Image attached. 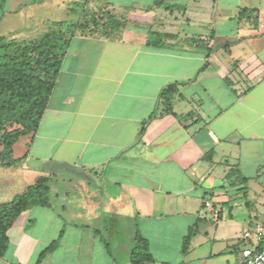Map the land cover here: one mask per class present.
<instances>
[{
  "label": "crops",
  "instance_id": "1",
  "mask_svg": "<svg viewBox=\"0 0 264 264\" xmlns=\"http://www.w3.org/2000/svg\"><path fill=\"white\" fill-rule=\"evenodd\" d=\"M56 5L0 0V36L59 22ZM241 9H256L257 21L239 19ZM138 10L117 35L72 39L24 166L34 177L78 181L90 197L112 181L119 194L107 212L133 221V239L147 240L154 264H238L252 245L242 235L264 229V0H188L177 15ZM156 23L174 36L162 46L147 44ZM174 83V115H160L159 95ZM29 180L0 189V203ZM205 201L219 210L216 222ZM103 207L77 221L64 205L63 214L30 207L9 230L0 264H35L60 232L40 264H131L99 237Z\"/></svg>",
  "mask_w": 264,
  "mask_h": 264
},
{
  "label": "trees",
  "instance_id": "2",
  "mask_svg": "<svg viewBox=\"0 0 264 264\" xmlns=\"http://www.w3.org/2000/svg\"><path fill=\"white\" fill-rule=\"evenodd\" d=\"M94 1L74 3V7L79 9L72 10V15L76 14L75 19L51 22L41 27L42 35L36 39L27 41L14 34L0 36V168L16 167L20 159H14L12 146L20 138L33 136L37 131L72 39L78 35L109 38L126 27L127 20L107 8L86 14L85 5ZM154 2L159 4L163 0ZM163 8L169 12L180 9L178 5H166ZM257 13L256 9H241L238 18H253L257 21ZM161 37L166 40L174 36L162 34ZM147 44L158 46L151 42ZM176 93L175 83L162 89L159 95L160 115H174L172 98ZM49 181V177L40 176L21 194L0 203V258L8 250V232L18 217L30 207L50 208ZM193 233L192 226L183 238L182 253L186 252ZM61 237L62 232L39 253L35 264H40L57 249ZM133 240L134 246L129 253L130 263L154 264L147 240L138 232Z\"/></svg>",
  "mask_w": 264,
  "mask_h": 264
},
{
  "label": "rangeland",
  "instance_id": "3",
  "mask_svg": "<svg viewBox=\"0 0 264 264\" xmlns=\"http://www.w3.org/2000/svg\"><path fill=\"white\" fill-rule=\"evenodd\" d=\"M76 1L82 3L85 2V0H57V10L54 14V19H56L55 21L75 19L76 14L72 15V10L79 11L78 8L74 7V3H76ZM187 2L188 0H163V3L158 4L155 3L154 0H97L92 3L93 5H91V7L89 6L88 8H86L84 12L89 15L93 11H98L106 5H110L109 7L111 9L109 11L111 13L116 14L120 18L123 17L127 18L128 20L134 21L135 13L140 11L138 9L151 12L156 11V9L159 8V14H161L163 12H166L163 6L179 4L180 9L174 11V14L177 15L179 12H183L184 4ZM29 7L30 8H25L24 10L29 11L30 14H32L31 5ZM131 16H133L134 18ZM156 19H159V17L157 16ZM27 27L30 30H24L25 33L23 34L18 33V37L29 41L36 39L37 37L42 35V30L34 28L35 24L27 23ZM149 30L151 31V33H146L148 42L162 46L165 40L164 37H161L162 32L164 31L162 30L161 25L156 23L154 28ZM29 145V138L22 137L12 146L14 159H20V161L14 168H0V189L5 190V187L6 189L9 188L14 179H17V177L25 181H28L30 179V185H32L37 179L38 176H32L31 166H24V159L27 154ZM1 169L3 171H1ZM1 178H3L5 182L2 183ZM49 185L50 189L48 193V200L51 208L63 214V209L61 208H63V205L64 207L66 206L67 211H70L71 217L74 219V221L80 220V218H78V215L82 217L80 215L82 214L85 217H89L90 215L88 214H90L92 211H96V209L98 210V207L104 206L103 209L105 213L99 216V220L102 221V224H98L97 226V228H99L100 230L99 237L102 238V240L107 241L119 257H122L123 259L130 257L128 254L122 253L119 247L126 248L127 250L133 248V221L125 219L123 215H118L114 211L107 212L108 204L112 201L114 195L119 194L118 189L115 188V186L112 184V181H109V179L107 178L106 181L102 183L100 191L96 190V195L93 193L92 197L86 194V191L89 190V188L83 187L80 182L75 180L71 181L63 178H51L49 181ZM228 189L231 190L232 187L228 186ZM234 189H236V187H234ZM55 194H59V196ZM98 211H100V209ZM137 223L138 228H141V225L143 223L141 221H137ZM90 227L95 226L91 225ZM124 255H127V257H124Z\"/></svg>",
  "mask_w": 264,
  "mask_h": 264
},
{
  "label": "built area",
  "instance_id": "4",
  "mask_svg": "<svg viewBox=\"0 0 264 264\" xmlns=\"http://www.w3.org/2000/svg\"><path fill=\"white\" fill-rule=\"evenodd\" d=\"M206 213L213 221H217L219 210L209 201L203 203ZM242 240L252 242V245L245 246L240 251L238 264H264V229H258L255 233L245 232Z\"/></svg>",
  "mask_w": 264,
  "mask_h": 264
}]
</instances>
